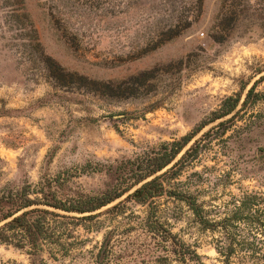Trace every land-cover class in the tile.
<instances>
[{"label":"rangeland","instance_id":"obj_1","mask_svg":"<svg viewBox=\"0 0 264 264\" xmlns=\"http://www.w3.org/2000/svg\"><path fill=\"white\" fill-rule=\"evenodd\" d=\"M259 68L264 0H0V186L62 171L71 175V194L121 191L131 182L119 166L189 134L247 85L244 98L264 74ZM257 90L264 92V81ZM253 109L260 121L246 126L249 109L238 122L245 129L227 142L216 139L180 180L212 169L217 203L242 188L264 191V101ZM136 187L73 227L68 253L0 243V264H99L108 231L115 241L109 264L154 260L146 247L152 239L138 226L128 231L149 207L130 200L106 212ZM155 201L161 216L179 214L173 231L196 245L203 264H224L216 235L184 203Z\"/></svg>","mask_w":264,"mask_h":264},{"label":"trees","instance_id":"obj_2","mask_svg":"<svg viewBox=\"0 0 264 264\" xmlns=\"http://www.w3.org/2000/svg\"><path fill=\"white\" fill-rule=\"evenodd\" d=\"M263 71L259 68L257 74ZM263 81L264 74L247 89L244 98L242 94L247 85L242 87L243 91L227 96L219 109L189 134L163 141L124 162L118 170L121 178L131 183L121 191L71 194L66 186L71 175L62 171L55 176L45 175L37 183L26 180L21 185L7 182L0 186V243L21 249L29 247L30 253L43 251L45 246L51 250L64 247V253H68L66 244L74 235L73 227L81 221L92 222L102 214L97 210L138 186L106 212L119 210L130 200L149 207L148 214L144 218L136 215L140 221L128 228L133 231L138 226L153 241V247L148 244L146 247L155 259L142 258L140 264H203L196 245L173 231L171 218L179 221V214L176 212L171 218L159 214L155 200L166 196L184 203L201 229L216 235L213 243L224 264H233L234 259L238 264H264V191L242 188L239 195L231 194L217 203L220 182H213L212 169L192 171L185 180H180L216 139L227 142L245 129L238 122L245 119L249 109L250 122L246 126L261 120L263 114L255 112L253 107L264 101V92L257 90ZM174 179L178 181L172 184ZM206 196L211 198L206 200ZM87 229L101 228L88 226ZM114 242L112 231L106 232L97 256L99 264H109L114 256ZM51 255L57 258L55 253Z\"/></svg>","mask_w":264,"mask_h":264}]
</instances>
